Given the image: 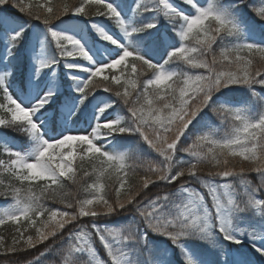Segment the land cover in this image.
Wrapping results in <instances>:
<instances>
[{"label":"snow or ice","instance_id":"6c2138e0","mask_svg":"<svg viewBox=\"0 0 264 264\" xmlns=\"http://www.w3.org/2000/svg\"><path fill=\"white\" fill-rule=\"evenodd\" d=\"M5 174L0 264H264V0H0Z\"/></svg>","mask_w":264,"mask_h":264},{"label":"trees","instance_id":"16d2710c","mask_svg":"<svg viewBox=\"0 0 264 264\" xmlns=\"http://www.w3.org/2000/svg\"><path fill=\"white\" fill-rule=\"evenodd\" d=\"M54 2L55 3H59L60 0H54ZM0 178H4L5 180H7L6 174L3 177H0ZM71 190L74 191V189H71ZM0 206H5V202L3 200H0ZM3 231H4V228L3 227H0V232H3ZM53 259H55V258L52 257V256L49 257V260H53Z\"/></svg>","mask_w":264,"mask_h":264},{"label":"rangeland","instance_id":"374dc122","mask_svg":"<svg viewBox=\"0 0 264 264\" xmlns=\"http://www.w3.org/2000/svg\"><path fill=\"white\" fill-rule=\"evenodd\" d=\"M84 36H85L86 39H88L89 43H91V39H90V37H88V35H87L86 32L84 33ZM76 126H77V127H83V124L76 125ZM17 142L19 143V141H17Z\"/></svg>","mask_w":264,"mask_h":264}]
</instances>
